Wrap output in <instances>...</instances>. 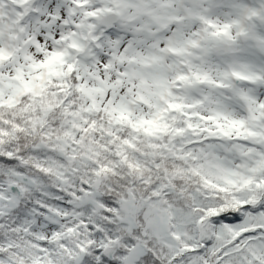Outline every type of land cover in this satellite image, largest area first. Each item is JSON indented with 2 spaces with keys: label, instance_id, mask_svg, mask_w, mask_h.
Returning <instances> with one entry per match:
<instances>
[{
  "label": "snow or ice",
  "instance_id": "obj_1",
  "mask_svg": "<svg viewBox=\"0 0 264 264\" xmlns=\"http://www.w3.org/2000/svg\"><path fill=\"white\" fill-rule=\"evenodd\" d=\"M0 264H264V0H0Z\"/></svg>",
  "mask_w": 264,
  "mask_h": 264
}]
</instances>
